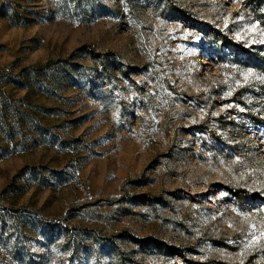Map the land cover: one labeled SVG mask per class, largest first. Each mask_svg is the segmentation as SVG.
Instances as JSON below:
<instances>
[{"label": "rangeland", "instance_id": "obj_1", "mask_svg": "<svg viewBox=\"0 0 264 264\" xmlns=\"http://www.w3.org/2000/svg\"><path fill=\"white\" fill-rule=\"evenodd\" d=\"M253 8L0 0V264H264Z\"/></svg>", "mask_w": 264, "mask_h": 264}, {"label": "trees", "instance_id": "obj_2", "mask_svg": "<svg viewBox=\"0 0 264 264\" xmlns=\"http://www.w3.org/2000/svg\"><path fill=\"white\" fill-rule=\"evenodd\" d=\"M248 2L249 3L252 2V4H254V6L257 7L256 9L253 8L254 14L257 16V18L259 19V22L264 27V0H248ZM223 40H224V45L226 47L235 49L236 53L245 54L246 58L249 59V62L254 64L257 69L264 72V54H260L259 52H255V51H252L251 49L242 47L238 43L230 40L227 36H224ZM228 189L233 195H238L243 191V190H236L232 188H228ZM219 263H222V262H219ZM249 264H263V263L251 262Z\"/></svg>", "mask_w": 264, "mask_h": 264}, {"label": "snow or ice", "instance_id": "obj_3", "mask_svg": "<svg viewBox=\"0 0 264 264\" xmlns=\"http://www.w3.org/2000/svg\"><path fill=\"white\" fill-rule=\"evenodd\" d=\"M221 195H224L223 193Z\"/></svg>", "mask_w": 264, "mask_h": 264}]
</instances>
